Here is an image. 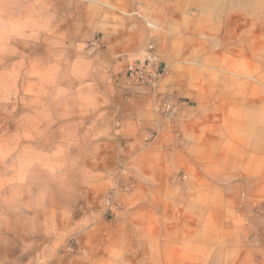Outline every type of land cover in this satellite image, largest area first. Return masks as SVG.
I'll list each match as a JSON object with an SVG mask.
<instances>
[{
    "label": "crops",
    "instance_id": "0c3cea01",
    "mask_svg": "<svg viewBox=\"0 0 264 264\" xmlns=\"http://www.w3.org/2000/svg\"><path fill=\"white\" fill-rule=\"evenodd\" d=\"M167 1L6 0L15 21L66 61V92L79 98L74 122L103 143L122 183L127 173L135 181L113 201L141 205L127 211L124 227L89 229L93 242L76 254L58 244L32 246L30 264H264V215L250 212L264 194V169L252 175L245 162L230 158V140L242 138L231 135L230 123L246 124V100L224 94L216 104L213 87L204 95L183 86L190 78L177 61L189 55L173 50L182 14ZM150 56L171 71L155 85L131 81L128 64ZM231 107L240 118H232ZM219 112L222 127L215 131ZM237 154L257 157L264 148L244 145ZM176 173L182 176L174 180ZM156 219L159 227L151 228Z\"/></svg>",
    "mask_w": 264,
    "mask_h": 264
},
{
    "label": "rangeland",
    "instance_id": "374dc122",
    "mask_svg": "<svg viewBox=\"0 0 264 264\" xmlns=\"http://www.w3.org/2000/svg\"><path fill=\"white\" fill-rule=\"evenodd\" d=\"M167 4H175L182 14L175 23L181 38L173 50L189 55L177 61L190 78L183 86L204 95L213 87L216 104L224 94L225 99L246 100V129L230 123L231 135L242 137L241 142L230 140V158L231 163L245 162L256 175L259 166L264 169V154L237 152L244 145L264 148V0ZM8 8L6 0H0V261L30 264L32 246L58 244L76 254L93 242V236L86 235L89 229L124 227L127 211L141 205L124 207L113 201L114 194L131 192L135 181L127 173L129 182L122 183L109 168L113 162L101 149L103 143L86 138L74 122L72 107L79 98L66 92L61 53L33 37L32 28L16 22V13ZM171 66L161 72L167 74ZM156 108L161 111L159 104ZM231 109L232 118H240ZM220 112L213 120L215 131L222 127ZM259 201L250 212L264 215V194ZM165 205L172 211L173 204ZM159 222L154 220L151 228H158ZM166 222L175 227L173 218Z\"/></svg>",
    "mask_w": 264,
    "mask_h": 264
},
{
    "label": "built area",
    "instance_id": "2783aa9c",
    "mask_svg": "<svg viewBox=\"0 0 264 264\" xmlns=\"http://www.w3.org/2000/svg\"><path fill=\"white\" fill-rule=\"evenodd\" d=\"M91 52H93L92 49ZM161 73L155 56L134 60L127 66L128 77L131 81L139 84L155 85L159 81Z\"/></svg>",
    "mask_w": 264,
    "mask_h": 264
}]
</instances>
